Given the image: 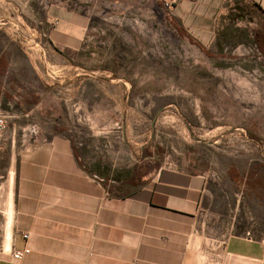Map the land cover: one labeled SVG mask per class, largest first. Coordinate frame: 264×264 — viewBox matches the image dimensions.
Here are the masks:
<instances>
[{
  "label": "rangeland",
  "instance_id": "374dc122",
  "mask_svg": "<svg viewBox=\"0 0 264 264\" xmlns=\"http://www.w3.org/2000/svg\"><path fill=\"white\" fill-rule=\"evenodd\" d=\"M60 1L23 0L17 26L0 18L15 96L36 95L40 118L51 109L60 119L55 131L72 138L99 177L175 166L204 173L209 231L262 237L264 58L245 33L256 26L235 24L220 53L216 37L203 47L179 29L163 0H70L92 24L72 50L52 46L38 27L28 30Z\"/></svg>",
  "mask_w": 264,
  "mask_h": 264
},
{
  "label": "crops",
  "instance_id": "0c3cea01",
  "mask_svg": "<svg viewBox=\"0 0 264 264\" xmlns=\"http://www.w3.org/2000/svg\"><path fill=\"white\" fill-rule=\"evenodd\" d=\"M22 1L0 0L9 10L0 12L9 19L4 24L21 22ZM229 1L180 0L170 15L191 39L211 47ZM248 1L264 10V0ZM69 4H52L28 30L38 27L52 46L79 50L91 17ZM6 107L14 113L8 125L14 123L0 150V264H264V235L224 239L209 231L204 173L160 167L116 184V192L92 164L82 165L72 138L55 131L60 119L51 109L40 118L15 95ZM25 248L30 253L15 260L12 253Z\"/></svg>",
  "mask_w": 264,
  "mask_h": 264
},
{
  "label": "trees",
  "instance_id": "16d2710c",
  "mask_svg": "<svg viewBox=\"0 0 264 264\" xmlns=\"http://www.w3.org/2000/svg\"><path fill=\"white\" fill-rule=\"evenodd\" d=\"M225 12L220 15V21H226L227 25L225 27L220 26L216 29V46L219 48V52L222 53L223 41H227L229 36H232L236 32L233 26L239 22H244L247 24H254L256 27H252L249 31H245L248 38L251 39V43L256 46L258 52L264 58V10L256 3L248 0H230L224 7ZM226 13V14H225ZM257 18L258 21L255 22L254 19ZM173 21L178 24V22L173 19ZM221 23V22H220ZM180 29V25H177ZM211 56L209 53H207ZM9 60L5 53L0 54V97H2V106L5 108L7 103L10 102L14 95H16V88L13 80L9 78ZM9 81V84L6 85V81ZM6 86V87H5ZM19 96L24 98L26 104L32 105L35 103L33 101L36 95L31 98L19 94ZM74 153L78 156V149L74 145ZM82 164V163H81ZM86 167L84 164H82ZM94 165V164H92ZM97 166V165H96ZM94 166V167H96ZM94 169V168H93ZM95 172L97 170L95 169ZM106 183L110 182V186L114 191L117 192L118 186L121 182H128L130 180H136L139 177L135 173H127L126 175H116L113 172H109L107 175H104Z\"/></svg>",
  "mask_w": 264,
  "mask_h": 264
},
{
  "label": "built area",
  "instance_id": "2783aa9c",
  "mask_svg": "<svg viewBox=\"0 0 264 264\" xmlns=\"http://www.w3.org/2000/svg\"><path fill=\"white\" fill-rule=\"evenodd\" d=\"M180 0H163V5L165 9L167 10H172L173 7L179 2ZM55 25L58 24V22H54ZM8 122H9V115L6 113L1 105H0V150L2 149L3 141H4V136L5 132L8 127ZM3 217V211L0 209V227H1V220ZM248 236H250V233H247ZM25 238L28 237V235H24ZM30 250L28 248H25L23 250H16L12 253L13 258L15 260H21L25 255L29 254Z\"/></svg>",
  "mask_w": 264,
  "mask_h": 264
}]
</instances>
